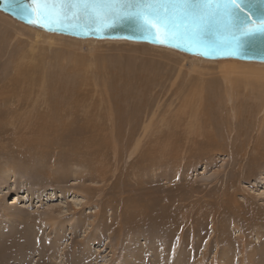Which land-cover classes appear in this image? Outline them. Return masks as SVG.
Instances as JSON below:
<instances>
[{
	"label": "rangeland",
	"instance_id": "obj_1",
	"mask_svg": "<svg viewBox=\"0 0 264 264\" xmlns=\"http://www.w3.org/2000/svg\"><path fill=\"white\" fill-rule=\"evenodd\" d=\"M0 264H264V64L0 12Z\"/></svg>",
	"mask_w": 264,
	"mask_h": 264
},
{
	"label": "snow or ice",
	"instance_id": "obj_2",
	"mask_svg": "<svg viewBox=\"0 0 264 264\" xmlns=\"http://www.w3.org/2000/svg\"><path fill=\"white\" fill-rule=\"evenodd\" d=\"M48 31L103 37L131 27L149 43L247 56L264 44V0H0ZM264 62V60H262Z\"/></svg>",
	"mask_w": 264,
	"mask_h": 264
},
{
	"label": "water",
	"instance_id": "obj_3",
	"mask_svg": "<svg viewBox=\"0 0 264 264\" xmlns=\"http://www.w3.org/2000/svg\"><path fill=\"white\" fill-rule=\"evenodd\" d=\"M6 5L0 4V12L13 18L17 22L28 26L30 28L36 29L38 31H42L48 34H53V35H60L64 37H70L74 39H79V40H100V41H128L132 43H138V44H147L150 46L154 47H159V48H164V49H169L173 50L175 52L191 56V57H196L204 60H209V61H218V60H234V61H240V62H248V63H261L262 60H264V44H258L255 47L251 49H247V56L241 57V58H233L228 55L227 52H218V53H211L209 55H202V54H197L201 50L198 48L193 47L192 50H187L185 48L184 50H180L177 47H167V46H162L158 43H149L145 40L143 35L137 31H135L131 27H125L122 29H116L114 31H111L107 34H105L103 37L96 35L95 33L88 34V35H81V34H68V33H60L56 31H48L45 30L44 28L39 27L37 24H32L28 23L24 20H22L19 16H17L15 13L10 12V11H4L2 10L5 8Z\"/></svg>",
	"mask_w": 264,
	"mask_h": 264
},
{
	"label": "bare ground",
	"instance_id": "obj_4",
	"mask_svg": "<svg viewBox=\"0 0 264 264\" xmlns=\"http://www.w3.org/2000/svg\"><path fill=\"white\" fill-rule=\"evenodd\" d=\"M259 64H261V63H259ZM232 72V71H231ZM228 74V73H227ZM231 75V74H230ZM236 77V76H235ZM234 79V78H233ZM227 83L228 84H230V85H232V79H231V76H229V77H227ZM260 80V79H259ZM17 81V80H16ZM234 81V80H233ZM234 83V82H233ZM229 85V86H230ZM119 89V88H118ZM12 92V91H11ZM233 92V91H232ZM232 92H230L229 94H228V101H229V103L231 104L229 107H232L231 108V110L232 111H234L235 109H234V107H233V104H234V95H233V93ZM2 93V92H1ZM10 95V94H9ZM129 96V95H128ZM136 96V95H135ZM5 97V96H4ZM129 98V97H128ZM119 99V98H118ZM11 100V99H10ZM155 100H157V99H155ZM148 101V102H147ZM147 105H145V106H147V108H149V109H146V110H144L143 109V106H141L140 107V110L138 109L139 107H136L137 109L135 110L136 111V113L137 114H133V116H130L131 118H129L130 119V121H132V122H130V127L132 128V130H131V133L132 134H135V132H136V129L138 128L136 125H139V121H140V118L139 117H142V116H150V115H152V112H153V108H152V105H150V104H152V102H153V99L151 98V99H147ZM3 102V101H2ZM1 102V103H2ZM120 102V101H119ZM137 103V102H136ZM129 105V104H128ZM139 106H140V103L138 104ZM137 105V106H138ZM121 106V105H120ZM124 107V106H123ZM170 107V106H169ZM168 107V108H169ZM177 107V106H176ZM70 108V107H69ZM59 109V108H58ZM84 109V108H83ZM169 110V109H168ZM140 111V114L138 115V112ZM120 112V111H119ZM135 113V112H134ZM155 113V112H154ZM168 113V112H167ZM120 114V113H119ZM163 114H165V113H163ZM200 114V113H199ZM176 115H177V113H176ZM202 115L203 116H207V114H205L204 112H202ZM86 116V115H85ZM118 116L119 115H117V116H115V115H111V118H110V121H111V123L113 124V125H115L116 126V124H115V122H116V120H114L115 118H117V119H119L120 118V121H122L123 119H122V116L121 117H119L118 118ZM156 114L152 117V120L153 119H155L156 120ZM168 117V116H167ZM145 118V117H144ZM159 118V117H158ZM143 119V118H142ZM141 119V120H142ZM233 119H237V115H236V112H235V115H234V118ZM147 120V119H146ZM151 120V121H152ZM161 120V119H160ZM170 120V119H169ZM118 122V121H117ZM125 122V121H124ZM128 122V121H127ZM134 122L136 123V124H134ZM156 122V121H155ZM172 122V121H171ZM152 123H154V122H152ZM121 124V123H120ZM125 124H126V122H125ZM155 124V123H154ZM157 124H159V123H157ZM157 124H156V126H157ZM121 125H123V123L121 124ZM64 126V125H63ZM150 126V125H149ZM164 126V125H163ZM163 126H162V128H163ZM193 126V125H192ZM158 127V126H157ZM98 128V127H97ZM161 128V127H160ZM173 128V127H172ZM150 129V128H149ZM170 129V128H169ZM130 130V129H129ZM157 130H160V129H157ZM173 130H174V128H173ZM121 131V130H120ZM164 131V130H163ZM115 132V131H114ZM165 132V131H164ZM172 132V131H171ZM170 132V133H171ZM148 133V132H147ZM156 133V132H155ZM116 134V133H115ZM148 134H150V133H148ZM153 134V133H152ZM158 134H161V133H157L156 135H158ZM165 134V133H164ZM174 134H176V133H174ZM113 135V134H112ZM129 135V134H128ZM162 135V134H161ZM173 135V134H172ZM209 135V134H208ZM117 136V135H116ZM153 136H155V134L153 135ZM175 136V135H174ZM200 136H203V133L202 134H200ZM144 137V136H143ZM159 137V139H160V135L158 136ZM205 137H207L206 136V134H205ZM210 137V136H209ZM113 138H115V136H113ZM129 138H130V135H129ZM123 139V138H122ZM152 139V138H151ZM132 140V139H131ZM115 141V140H114ZM127 141H129V140H127ZM204 141V140H203ZM151 142V141H150ZM158 143V142H157ZM203 144H204V142H203ZM158 145V144H157ZM118 149V148H117ZM118 151V150H117ZM119 151H121V150H119ZM94 152V151H93ZM116 152V151H115ZM117 155V154H116ZM131 155V154H130ZM137 155V154H136ZM131 156H133V155H131ZM84 159V158H83ZM182 206V205H181ZM117 207V206H116ZM128 210V209H127ZM146 210V209H145ZM126 211V210H125ZM132 211V210H131ZM138 211H139V209H138ZM137 211V212H138ZM134 212H136V211H134ZM142 212V211H141ZM126 213V212H125ZM124 214V213H123ZM128 214V213H127ZM131 214V213H130ZM134 214V213H133ZM164 214V213H163ZM125 216V215H124ZM132 218V217H131ZM124 219V218H123ZM128 219V218H127ZM122 222H124V221H122ZM165 228V227H164ZM131 230V229H130Z\"/></svg>",
	"mask_w": 264,
	"mask_h": 264
}]
</instances>
